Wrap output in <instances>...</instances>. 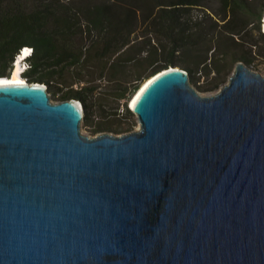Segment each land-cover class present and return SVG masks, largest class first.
Returning a JSON list of instances; mask_svg holds the SVG:
<instances>
[{
	"label": "water",
	"instance_id": "obj_1",
	"mask_svg": "<svg viewBox=\"0 0 264 264\" xmlns=\"http://www.w3.org/2000/svg\"><path fill=\"white\" fill-rule=\"evenodd\" d=\"M21 79L0 82V264H264V74L239 61L202 95L161 68L139 126L94 136Z\"/></svg>",
	"mask_w": 264,
	"mask_h": 264
},
{
	"label": "trees",
	"instance_id": "obj_2",
	"mask_svg": "<svg viewBox=\"0 0 264 264\" xmlns=\"http://www.w3.org/2000/svg\"><path fill=\"white\" fill-rule=\"evenodd\" d=\"M203 1L0 0V76L10 75L21 48L29 45L32 51L22 61V75L45 81L55 99L79 100L88 125L95 93L110 86L118 100H124L121 112L133 113L127 101L164 67L214 72L202 88L216 87L225 68L216 60L220 39L238 35L241 43L253 28L264 37V0H220L224 21L215 22L214 36L202 18L193 17ZM227 47L224 55L251 62L240 45Z\"/></svg>",
	"mask_w": 264,
	"mask_h": 264
},
{
	"label": "rangeland",
	"instance_id": "obj_3",
	"mask_svg": "<svg viewBox=\"0 0 264 264\" xmlns=\"http://www.w3.org/2000/svg\"><path fill=\"white\" fill-rule=\"evenodd\" d=\"M192 13L193 17L197 19L202 18L206 30H208L211 36H214L217 33V28H213V26H215V22L222 23L224 21L222 20L223 7L220 0H204L202 5L194 9ZM263 15L260 21L262 31ZM244 16L245 15L243 14L242 17ZM247 28H251V26L248 24ZM238 38V35L232 37L229 34H224L218 43L219 47L217 50L219 53L216 55V60L218 61L217 65H219V67H225L222 74H220L221 79L218 86L213 88L210 87L208 89L206 88L205 90L202 88L210 83V79L212 78L214 72H210L208 75H206L202 70H194V68L193 71L188 72L191 85L200 94L210 95L218 91L220 87L228 81L229 76L233 73L237 62L239 61L246 63L252 70L264 74V37L259 34L257 28H253L247 33L245 38L241 39V43L236 41ZM253 43L256 44L254 45ZM233 44H238V46L240 45L244 50H246L247 52L244 53L245 58H252L251 62L248 63L245 59L238 58L237 55L235 56L236 58H233V56H230V54L224 55V51L230 49L227 46L232 47ZM177 66L181 67L179 65ZM21 76L26 78L23 75ZM105 88L108 90L97 92L91 97V124H86V122L82 119L81 132L88 136H94L101 132H107L113 135H121L136 129L139 126L137 115L135 113L124 114V112H121L123 111L121 108L124 100L119 101L115 92L111 91L110 86H106L104 89ZM49 94L52 101H59L58 99L52 97L50 91ZM131 98L127 101L129 108ZM98 125L102 126L101 130H91Z\"/></svg>",
	"mask_w": 264,
	"mask_h": 264
},
{
	"label": "bare ground",
	"instance_id": "obj_4",
	"mask_svg": "<svg viewBox=\"0 0 264 264\" xmlns=\"http://www.w3.org/2000/svg\"><path fill=\"white\" fill-rule=\"evenodd\" d=\"M28 46L23 50V54L26 55L28 51ZM21 60L19 61V57L16 59V61L13 64V67L10 71V75L8 76H0V82H16V81H21V77L19 76L20 74V69H19V64ZM137 95V94H136ZM135 97V96H134ZM133 99L131 100V103L133 102Z\"/></svg>",
	"mask_w": 264,
	"mask_h": 264
},
{
	"label": "clouds",
	"instance_id": "obj_5",
	"mask_svg": "<svg viewBox=\"0 0 264 264\" xmlns=\"http://www.w3.org/2000/svg\"><path fill=\"white\" fill-rule=\"evenodd\" d=\"M24 47V46H23ZM23 47L21 48V50H20V52L18 53V55H17V58L19 57V61L21 60V62H20V64H19V69H20V75L19 76H21L22 75V73H24V69H25V65L23 64V59H25L26 57H28L30 54H31V52L30 53H27L26 55H24L23 54ZM31 51H32V49H31ZM23 66V67H22Z\"/></svg>",
	"mask_w": 264,
	"mask_h": 264
},
{
	"label": "built area",
	"instance_id": "obj_6",
	"mask_svg": "<svg viewBox=\"0 0 264 264\" xmlns=\"http://www.w3.org/2000/svg\"><path fill=\"white\" fill-rule=\"evenodd\" d=\"M26 47H27V46H24V47H23V50H24ZM27 49H28L27 53H30L32 48L28 46Z\"/></svg>",
	"mask_w": 264,
	"mask_h": 264
}]
</instances>
